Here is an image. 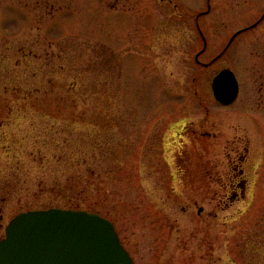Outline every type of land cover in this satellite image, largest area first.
Here are the masks:
<instances>
[{
  "label": "rangeland",
  "instance_id": "rangeland-1",
  "mask_svg": "<svg viewBox=\"0 0 264 264\" xmlns=\"http://www.w3.org/2000/svg\"><path fill=\"white\" fill-rule=\"evenodd\" d=\"M52 207L135 264H264V0H0V238Z\"/></svg>",
  "mask_w": 264,
  "mask_h": 264
},
{
  "label": "water",
  "instance_id": "water-1",
  "mask_svg": "<svg viewBox=\"0 0 264 264\" xmlns=\"http://www.w3.org/2000/svg\"><path fill=\"white\" fill-rule=\"evenodd\" d=\"M214 98L233 102L235 74L221 69L212 79ZM0 264H134L112 222L85 210L48 208L20 212L0 239Z\"/></svg>",
  "mask_w": 264,
  "mask_h": 264
},
{
  "label": "flooded vegetation",
  "instance_id": "flooded-vegetation-1",
  "mask_svg": "<svg viewBox=\"0 0 264 264\" xmlns=\"http://www.w3.org/2000/svg\"><path fill=\"white\" fill-rule=\"evenodd\" d=\"M242 182H244V180H242V181H241V180H238V183L235 185L236 187L238 186L237 189L240 188V187H241V189L243 188ZM236 187H235V188H236ZM235 188H234V189H235ZM233 197H235V194H234V193H233V195H232V198H233Z\"/></svg>",
  "mask_w": 264,
  "mask_h": 264
}]
</instances>
